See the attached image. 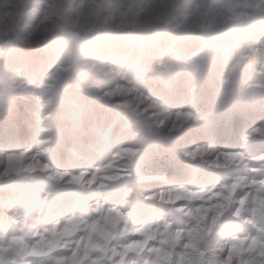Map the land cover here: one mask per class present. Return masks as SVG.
<instances>
[{
  "label": "rangeland",
  "instance_id": "374dc122",
  "mask_svg": "<svg viewBox=\"0 0 264 264\" xmlns=\"http://www.w3.org/2000/svg\"><path fill=\"white\" fill-rule=\"evenodd\" d=\"M261 5L0 0V264H264Z\"/></svg>",
  "mask_w": 264,
  "mask_h": 264
},
{
  "label": "crops",
  "instance_id": "0c3cea01",
  "mask_svg": "<svg viewBox=\"0 0 264 264\" xmlns=\"http://www.w3.org/2000/svg\"><path fill=\"white\" fill-rule=\"evenodd\" d=\"M262 12H261V16L264 14V5L260 6ZM248 19H250L248 21ZM248 23V28L250 29L251 33H253L252 35H254L256 32L259 33V31H261L260 33H263V28H264V22L261 20V18L259 19H254L252 17H248L247 18ZM252 23V24H251ZM257 26V28H256ZM263 29V30H262ZM227 33H229L228 31H226ZM240 33V31H238V34Z\"/></svg>",
  "mask_w": 264,
  "mask_h": 264
},
{
  "label": "trees",
  "instance_id": "16d2710c",
  "mask_svg": "<svg viewBox=\"0 0 264 264\" xmlns=\"http://www.w3.org/2000/svg\"><path fill=\"white\" fill-rule=\"evenodd\" d=\"M13 44H14V46H15L16 48H19V49L22 50V51H26L27 49H29V46H28V45H25V44L20 43V42H18V41L13 42Z\"/></svg>",
  "mask_w": 264,
  "mask_h": 264
}]
</instances>
